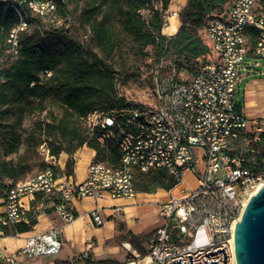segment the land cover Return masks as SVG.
Returning <instances> with one entry per match:
<instances>
[{
	"label": "built area",
	"instance_id": "built-area-1",
	"mask_svg": "<svg viewBox=\"0 0 264 264\" xmlns=\"http://www.w3.org/2000/svg\"><path fill=\"white\" fill-rule=\"evenodd\" d=\"M14 1L25 7L24 0ZM45 6L43 16L56 12L53 5ZM169 24L165 18L164 27ZM28 28L23 24V31ZM204 32L217 58L202 64L196 74L158 71L152 103L123 99L114 107L94 108L80 116L90 139L115 147L118 170H109L112 162L93 159L81 181L51 167L17 180L1 198L0 226L21 224L29 213L38 214L47 206L70 222L76 216L75 201L84 198L96 203L90 216L102 226L106 218L100 200L131 199L139 205L137 174L162 169L176 184L159 203L161 225L148 239L147 254L125 264H237L235 226L251 196L248 190L264 181V149L257 147L264 139V121L248 118L236 98L240 69L248 57L264 58L260 0H234L206 23ZM7 42L8 52L17 58L20 34ZM51 74L47 70L40 76ZM188 173L194 175L195 187L185 186ZM28 197L42 201L27 206ZM109 208L110 216L124 211L123 205ZM61 249L62 232L51 228L27 236L15 252L4 251L0 242V262L22 264L24 258L54 255Z\"/></svg>",
	"mask_w": 264,
	"mask_h": 264
},
{
	"label": "trees",
	"instance_id": "trees-1",
	"mask_svg": "<svg viewBox=\"0 0 264 264\" xmlns=\"http://www.w3.org/2000/svg\"><path fill=\"white\" fill-rule=\"evenodd\" d=\"M54 1L59 8L61 0ZM160 1L162 10L153 8V0H88L82 7V13L90 24L93 41L100 48L103 58L87 57V48L69 33L65 24H55L44 30L56 37L55 45L45 46L38 31L28 33L33 21L28 16L29 28L20 34L21 53L12 58L7 40L11 30L20 23V17L13 6L14 0H0V128H5L4 132L0 130V152L3 156L0 160V198L6 196L14 182L25 178L33 170L36 165L32 162L33 152L48 139L51 143L53 139L60 141L56 146L52 144L50 149V155L55 158L61 152L72 155L87 145L95 149V159L112 163L117 160L115 147L105 148L89 138L80 116L94 108H111L123 102V99L115 97L114 70L105 61L118 49L131 45L139 53L147 46H155L159 59L175 54L192 68L217 58L204 28L212 17L220 15L224 7L234 0H189L179 14L181 25L178 31L170 36L164 34L162 28L165 21L163 12L171 0ZM260 6L264 10V0H260ZM145 9L153 10L150 20L143 17ZM47 70H51L52 74L41 79L40 75ZM32 82H35L33 86ZM57 107L60 109L58 116L52 115L49 122L38 125L39 129L26 136L23 134L26 118ZM74 162V158L70 157L67 169L59 171L55 164L42 161L39 169L51 167L57 173L69 176L73 173ZM4 179H8L6 184ZM135 183L139 192L156 193L160 189L171 190L176 181L164 170L152 169L147 173H138ZM35 217L37 214L31 212L28 224L12 228L6 226L4 232L16 234L29 231L36 223ZM150 235L131 234V242L142 256L147 251L137 244V240L144 241ZM134 258L132 254L128 256L129 260ZM82 262L119 264L115 259H95L91 256L83 257Z\"/></svg>",
	"mask_w": 264,
	"mask_h": 264
},
{
	"label": "rangeland",
	"instance_id": "rangeland-1",
	"mask_svg": "<svg viewBox=\"0 0 264 264\" xmlns=\"http://www.w3.org/2000/svg\"><path fill=\"white\" fill-rule=\"evenodd\" d=\"M87 1L88 0H61L59 8L57 6V11L53 14L41 17L38 14L32 13L31 18H33V21L28 33L32 34L38 31L40 35L43 36L42 42L44 45L53 46L56 43L54 33L44 30L52 28L55 24H65V28H69V33L87 48L86 50L88 51H85L87 57L95 58L98 56L99 58H103L100 48L97 47L93 41L90 24L82 13V7L86 5ZM184 1L185 0H171L169 7L163 12L164 18H168L173 23L177 21L178 18L173 15L178 14L179 16L181 10L188 4L189 0H187L185 4ZM176 2L177 5L182 6L180 9L175 7ZM152 4L154 9L158 8L162 10V3L160 0H153ZM142 13L145 19L150 20L153 15V10L145 9ZM168 26L163 27L162 32L170 36L166 32V28H169ZM105 61L112 66L114 70L115 97L118 99H128L145 103H152L154 101L153 82L156 72L159 71L162 75L176 72L184 76H192L194 71L198 70L200 67V64H197L195 68H192L190 64H186L184 59L178 58L175 54L162 56L159 59L155 46H147L142 52L138 53L131 45H126L118 49L113 56ZM236 98L237 101L245 105V112L248 118L264 121V58L254 56L248 57L246 66L240 69L239 80L236 87ZM249 101L253 103L249 104ZM59 113L60 109L58 107L48 108L42 113H36L26 118L23 126V134L26 136L32 130L39 129L38 125L41 122H49L52 115L58 116ZM0 130L4 132L5 128L1 127ZM49 140L50 139L45 141L33 152L34 159H32V162H35L36 165L25 177L39 171V164L42 161L54 164L63 153L68 155V159L70 157L74 158L75 153L80 149L79 148L72 155L67 152H61L55 159H52L50 155L52 144L56 146L60 141L59 139H57V141L53 139L51 143ZM257 147L263 150L264 140L257 145ZM24 149L25 146L22 148L21 153L24 152ZM13 156L16 158V155ZM2 159L3 156L0 152V160ZM66 169L67 167L65 166V170ZM185 179L187 182L185 184L186 187L191 188L196 186L197 182L193 174L188 173ZM7 182L8 179L3 180L4 184ZM1 189L0 187V190ZM254 190L255 189L248 190V195ZM160 191L162 192L158 195H149L144 192H139L138 200L141 201V203L134 211L132 217L133 221L140 224H151L160 219L158 203H160L161 200L164 202L168 199L170 190H168V193L164 192L167 191L164 189H160ZM3 192L5 193V190ZM248 195H246V197H248Z\"/></svg>",
	"mask_w": 264,
	"mask_h": 264
},
{
	"label": "crops",
	"instance_id": "crops-1",
	"mask_svg": "<svg viewBox=\"0 0 264 264\" xmlns=\"http://www.w3.org/2000/svg\"><path fill=\"white\" fill-rule=\"evenodd\" d=\"M186 1H184V4ZM175 7L180 9L182 6L177 5L176 2ZM173 16H176L178 19L174 23L170 20L169 28H166L168 35L175 34L181 25L178 14ZM252 103V101H249V104ZM95 155V149L87 145L82 146L74 155L75 162L73 165V173L69 175L70 179L74 181L84 180L87 176L89 164L95 159ZM67 159L68 155L63 153L59 160L54 162L59 171L65 170ZM161 192L158 190L156 193L146 194L158 195ZM164 192L168 193L169 191ZM41 201V197H37L34 200L29 197L24 199L27 206L34 203L38 204ZM74 205L76 216L70 222L62 220L54 208L47 206L39 211L37 217H35L36 223L31 226V230L29 231H25L19 235L12 233L6 234L3 229L4 227L0 226L2 228L0 229V242L4 251H17L25 245L27 236L35 232L59 228L62 232V249L58 254L43 255L32 259L24 258L22 259V264H83L82 258L85 256H91L95 259L111 258L117 260L119 264H125L129 260L128 256L130 254L134 255L135 258L141 255L139 250L131 242V234H151L162 222L161 217L151 224H140L133 221L134 211L139 205H134L131 199L100 200L98 205L104 207L102 212L106 218V222L102 226L96 225L90 216V211L96 206L93 200L89 198L79 199L75 201ZM114 205H123L124 211L119 215L110 216L112 212L109 207ZM2 212L3 206L0 205V213ZM28 221L29 219L23 223L28 224ZM7 227L12 228L15 226ZM148 239L144 241L137 240V244L147 252L149 249Z\"/></svg>",
	"mask_w": 264,
	"mask_h": 264
},
{
	"label": "water",
	"instance_id": "water-1",
	"mask_svg": "<svg viewBox=\"0 0 264 264\" xmlns=\"http://www.w3.org/2000/svg\"><path fill=\"white\" fill-rule=\"evenodd\" d=\"M237 264H264V185L252 194L234 231Z\"/></svg>",
	"mask_w": 264,
	"mask_h": 264
},
{
	"label": "bare ground",
	"instance_id": "bare-ground-1",
	"mask_svg": "<svg viewBox=\"0 0 264 264\" xmlns=\"http://www.w3.org/2000/svg\"><path fill=\"white\" fill-rule=\"evenodd\" d=\"M43 3L38 2V0H24V6L23 4H20L19 1H14L15 3L13 4L18 16L20 17V23L14 27L10 34L9 38H16L17 34H21L23 32V24H29L27 18L32 15V13L38 14L40 16H43V14H47V7L45 4L48 5H53V8L57 11V4L54 0H42ZM30 11V14L28 13ZM173 28V27H172ZM102 146V144H100ZM109 170H118V163H109ZM264 185V181L262 183H259L255 190L251 193L254 194L261 186ZM247 204V200L245 201Z\"/></svg>",
	"mask_w": 264,
	"mask_h": 264
}]
</instances>
